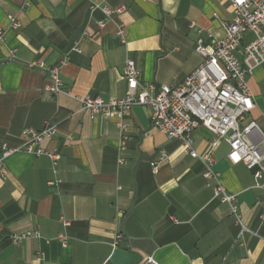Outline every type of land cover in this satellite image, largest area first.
Here are the masks:
<instances>
[{
    "label": "crops",
    "instance_id": "crops-1",
    "mask_svg": "<svg viewBox=\"0 0 264 264\" xmlns=\"http://www.w3.org/2000/svg\"><path fill=\"white\" fill-rule=\"evenodd\" d=\"M93 4L121 11L105 16ZM231 14L228 0H0V143L18 147L26 130L50 121L57 131L41 146L60 153L54 166L48 156L22 150L3 159L0 264H135L148 256L157 264H264V190L252 187L243 164L227 160L223 141L213 150L217 181L235 195L249 231L241 232L227 205L213 197L216 181L206 183L202 162L180 139L150 126L148 107L90 118L78 99L123 96L128 58L140 85L181 82L202 61L196 39L208 45L221 38V22ZM64 58V91L50 95L46 70L28 63L60 65ZM245 80L253 108L240 125L253 121L264 135V62ZM191 138L202 152L212 133L199 125ZM26 230L39 236L16 244L7 237ZM59 234L68 237L66 245Z\"/></svg>",
    "mask_w": 264,
    "mask_h": 264
},
{
    "label": "built area",
    "instance_id": "built-area-1",
    "mask_svg": "<svg viewBox=\"0 0 264 264\" xmlns=\"http://www.w3.org/2000/svg\"><path fill=\"white\" fill-rule=\"evenodd\" d=\"M231 6V17L223 20L221 25L224 34L211 44H204L198 37L194 50L202 57L201 63L181 82L175 85L148 83L140 85L139 69L133 59H126L123 67V78L126 91L123 96L103 99L95 96L79 97L81 110L90 118L97 116L109 117L122 115L131 106L140 105L150 109V126L168 138H178L187 149L190 157L200 160L204 166L202 176L207 180L216 181L213 186V197L225 203L240 231H249L242 223L236 197L228 192L218 181L214 170L215 159L213 150L220 141L227 146L226 158L232 164H243L252 175V187L264 190V135L253 121L244 126L240 122L253 108L251 93L245 75L264 62V0H228ZM99 7L105 16L118 13L121 8L111 9L104 5ZM12 29L20 26L13 15H6ZM103 21H98L102 27ZM248 35V36H247ZM4 40V32L0 26V42ZM79 51L77 44L71 47ZM60 65H45L41 61H30L29 67L45 69L49 78L44 90L50 95L63 92L60 77ZM67 93V92H66ZM199 125L205 126L212 138L208 147L202 152L192 147L191 133ZM122 130L125 125L118 123ZM57 131L56 125L45 121L39 130H26L27 139L18 147H8L0 143V179L5 176L3 159L15 151H27L35 155L48 156L54 166L60 158L58 151H49L41 146L44 139L52 137ZM119 141V149L123 148V140ZM165 155L161 152L160 159L151 163V170L157 173L160 162ZM121 158L118 162H121ZM60 180H49L47 183H58ZM264 221V212L259 215ZM64 226L68 220L61 218ZM0 228V239L2 238ZM38 230H26L7 235L16 244L29 237H38ZM121 234H116L111 242L114 246ZM62 245H66L68 237L58 235ZM135 264H157L151 257L140 258Z\"/></svg>",
    "mask_w": 264,
    "mask_h": 264
}]
</instances>
